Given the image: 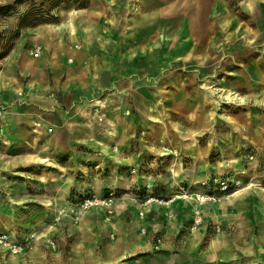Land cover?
I'll use <instances>...</instances> for the list:
<instances>
[{
    "label": "rangeland",
    "instance_id": "obj_1",
    "mask_svg": "<svg viewBox=\"0 0 264 264\" xmlns=\"http://www.w3.org/2000/svg\"><path fill=\"white\" fill-rule=\"evenodd\" d=\"M0 100V264H264V0H0Z\"/></svg>",
    "mask_w": 264,
    "mask_h": 264
},
{
    "label": "bare ground",
    "instance_id": "obj_2",
    "mask_svg": "<svg viewBox=\"0 0 264 264\" xmlns=\"http://www.w3.org/2000/svg\"><path fill=\"white\" fill-rule=\"evenodd\" d=\"M206 1H211V0H206ZM251 5V4H250ZM249 8V6H248ZM212 10L213 8L210 9V13L212 14ZM249 11H252L249 8ZM199 14V13H198ZM212 18V17H210ZM73 15L71 12V16H69V24L71 26V31L72 34H76V30L75 27L73 26ZM46 28L45 29H51L53 27L52 24H45L44 25ZM34 30H38L39 28H33ZM39 36H41L42 34H39ZM24 41V38H21L18 41V44L16 45V47L11 51L10 56L12 57L14 54H16L17 52H19L20 47L22 46ZM201 42H205V39H202ZM202 45V43L200 44V46ZM96 106L100 108L98 111L100 113V111H102L103 108L107 107V102L105 100H96L95 101ZM97 113V109L94 112V114ZM92 115V113H88L87 116ZM106 117V121L105 124L107 125V130H106V135L109 139V143L108 145H110L112 142H115V137H116V123L115 120L113 119V117H108V115L105 116ZM91 119V117L89 118ZM10 122V120L7 118V122ZM92 121L89 120V124ZM85 125V124H84ZM14 126H17V124H15ZM87 126V124H86ZM195 133V131H192V134ZM55 153V152H54ZM54 153H46V151L41 150L38 153H27V154H23L20 155L19 157H14L11 156L9 154H7L6 151H0V193H7L9 195V197H14L13 195L16 194V190L13 188L14 186L17 185V183L11 179L10 177L6 176L5 173L11 171L12 169H18V168H28V167H32L34 165H44L46 167H50V168H54V169H58L61 173H66V168L62 167L61 165H59L53 158H54ZM44 154V155H43ZM220 165V164H219ZM216 167L215 169L217 170L216 175L221 176L224 175L223 170L221 169V166ZM20 174L18 171L14 172L12 175H18ZM15 177V176H14ZM240 184H242V182H240ZM256 187V184H252V183H248V184H242L239 189L237 190L236 193L232 194L230 197H243L244 195H246L250 190L251 187ZM58 189L60 191H63L62 185L58 187ZM262 192L264 193V188L262 189ZM26 198H28V196H25ZM64 195L61 194L60 199L62 202H59L58 206L56 207V209L59 212H70V210H72L70 207L66 206L63 201H64ZM264 197V194H263ZM189 200L195 201V202H200L203 199L200 198L198 199L197 197H195V194H191L190 196L187 197ZM230 198V199H231ZM175 199L177 200L178 203H181L183 201V197L181 195H177L175 197ZM11 201L13 203L14 200L13 198H11ZM69 209V210H68ZM223 209V208H222ZM225 210L226 208H224V210L221 212L223 215H225ZM165 213H167L169 210L167 208H165ZM195 211V210H194ZM190 215L194 214V212L192 210L188 211ZM199 214H201V210L199 211ZM165 215V214H164ZM163 215V216H164ZM167 221V222H166ZM218 222H221V219H217ZM90 218H87L85 220L86 224H89ZM168 223L170 226L173 225V223L169 222L167 220V218H164L162 220V223ZM140 223H142L143 226H147L149 224V218L146 216L144 217V219L142 221H140ZM0 225H3L6 228H11V223L8 220L7 217H5L4 215L0 214ZM79 229V228H78ZM135 240H137V236L134 237ZM1 248V246H0Z\"/></svg>",
    "mask_w": 264,
    "mask_h": 264
},
{
    "label": "built area",
    "instance_id": "obj_3",
    "mask_svg": "<svg viewBox=\"0 0 264 264\" xmlns=\"http://www.w3.org/2000/svg\"><path fill=\"white\" fill-rule=\"evenodd\" d=\"M6 114V109L3 105L0 104V151L5 150L9 145V132L7 131V127L4 123V117ZM6 239L5 236L2 237V240Z\"/></svg>",
    "mask_w": 264,
    "mask_h": 264
},
{
    "label": "crops",
    "instance_id": "obj_4",
    "mask_svg": "<svg viewBox=\"0 0 264 264\" xmlns=\"http://www.w3.org/2000/svg\"><path fill=\"white\" fill-rule=\"evenodd\" d=\"M3 102H2V100H0V104L1 105H4V103L2 104ZM7 118H8V116H7V114L5 115V117H4V123H5V125H6V127L8 128V126H7V123L9 122H7ZM9 119V118H8ZM10 120V119H9Z\"/></svg>",
    "mask_w": 264,
    "mask_h": 264
},
{
    "label": "trees",
    "instance_id": "obj_5",
    "mask_svg": "<svg viewBox=\"0 0 264 264\" xmlns=\"http://www.w3.org/2000/svg\"><path fill=\"white\" fill-rule=\"evenodd\" d=\"M47 21H49V20H47Z\"/></svg>",
    "mask_w": 264,
    "mask_h": 264
}]
</instances>
